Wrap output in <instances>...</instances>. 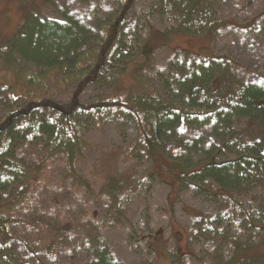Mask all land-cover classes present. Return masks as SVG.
<instances>
[{
	"label": "trees",
	"instance_id": "16d2710c",
	"mask_svg": "<svg viewBox=\"0 0 264 264\" xmlns=\"http://www.w3.org/2000/svg\"><path fill=\"white\" fill-rule=\"evenodd\" d=\"M74 1L86 12L68 0L54 8L57 16L24 4L23 24L0 43V67L20 68L26 61L57 68L84 83L79 95L89 86L99 90L83 100L73 96L71 106L47 100L17 107L0 125V264H49L40 238H29L39 228L55 235L45 253L62 250L66 261L67 253H76L69 264H123L107 245L106 230L127 224L123 208L145 192L148 171L136 165L112 169L102 216L89 219L87 206L70 196L66 182L71 177L69 183L97 198L78 178L76 161L89 146L86 135L109 123L123 142L132 138L130 126L141 128L143 139L133 140V149L144 152L148 163L164 154L180 190L202 192L214 204L196 215L192 251L173 264H264V75L238 60L231 46L222 49L227 41L233 46L236 36L264 38L258 27L264 0ZM157 17L166 32L210 36L220 50L203 57L175 49L159 65L152 61L155 49L148 48L142 70L150 72V84L122 90L112 77L119 78L142 51ZM106 86H114L109 95L102 93ZM9 88L0 87V106L7 110L17 101ZM138 175H145L141 186ZM48 204L60 213H42ZM34 207L41 209L40 224ZM21 234L20 242L31 241L26 256L14 244ZM129 234L138 235L133 229ZM148 248L158 256L154 246ZM148 264L159 263L154 258Z\"/></svg>",
	"mask_w": 264,
	"mask_h": 264
},
{
	"label": "rangeland",
	"instance_id": "374dc122",
	"mask_svg": "<svg viewBox=\"0 0 264 264\" xmlns=\"http://www.w3.org/2000/svg\"><path fill=\"white\" fill-rule=\"evenodd\" d=\"M66 1L0 0V43L16 33L23 24L24 4L27 8L38 7L46 14L57 16L59 12L54 8L64 6ZM143 1L137 0V4L140 5ZM68 3L75 6V8H79L81 10V12L79 11L80 14L83 10L85 12L87 10L78 6L74 0H68ZM260 18L258 27L264 30V16ZM154 20V29L148 34L147 42L142 51L128 60L127 68L119 78L117 76L112 77L115 82L119 80V86L122 90L140 83L142 85L146 84V86L138 87L144 89L150 84L148 78L152 77L150 72L146 69L142 70L150 55L148 48L155 49L152 61L159 65L165 64L167 57L175 49L177 51L185 50L203 57H208L214 51L220 50L213 47L210 36L197 37L177 31L166 32L167 30L160 19L157 17ZM233 39L235 40V43H232L233 46L229 44L231 41H227L222 49H226V44L227 48L231 46V53L238 60L253 67V69L260 72V75H264V38L261 35L252 33L249 39L248 37L247 39H240L238 36L233 37ZM19 65L20 68L0 67V87H10L9 95L12 94L17 98V101L13 103L14 106L9 110L0 106V125L5 124L12 111L17 107L28 108L37 101L43 103L47 100L57 101L59 104L67 103L71 106L74 102L73 100L70 101V98L73 96L83 100L99 94L96 87L89 86L84 93L79 95L83 90L84 83L82 81L75 82V78L70 77V75L64 77L57 68L39 67L26 61H20ZM78 77L83 76L80 73ZM113 87H104L102 93L109 95ZM50 97H53L54 100ZM100 128H96L92 133L86 135L89 146L82 152V157H78L76 161L78 178H80L82 184H90V189L96 194L97 198L88 197L83 188L84 186L79 187L76 183H69L68 180L71 181V177L66 180L71 185L70 196L82 201L83 206H87L86 218H92L94 215L100 217L104 210L102 206L105 204L107 195L105 185L109 181L108 178L115 177L112 169L118 167L119 170H122V168L126 169L132 165H136L137 168H145L148 171L149 178V181H146L143 186L145 192L139 198H135L129 203L126 202L123 211L127 224L124 227L119 225L118 228L106 230L108 234L106 238L107 245H109L116 259L123 264H148L154 258L157 259L159 264H173L172 260L175 257L190 254L192 250L189 248V236L196 233L194 227L197 221L196 215L201 212H210L209 209L214 204L201 196L202 192L195 194L192 190L181 191L178 176L164 154L161 152L154 154V159L148 163L146 155H143L144 152L133 149V140L136 139L138 143L143 139L141 128L137 129L136 125H133V128L130 126L132 138L130 135L127 142L122 141L113 123ZM131 152L133 154H130ZM137 152L139 156H136L138 155ZM141 159H144V165L140 164ZM126 162L128 165H126ZM124 164L125 166H122ZM52 171L54 173L56 169H52ZM55 177H57V174H53V178ZM139 178L137 185L141 186L145 181L142 180L141 176ZM76 190L77 192H75ZM38 195H40L39 192ZM63 201L65 203L64 199ZM49 207H51L50 211H48ZM40 210V207H34L30 210L33 216L37 218L36 222L38 224L42 223L39 220ZM46 211L60 213L59 210L54 208L53 204H48L42 213H47ZM65 224H69V222L67 221L63 225ZM132 225L138 227V229H134ZM132 229L138 235L131 236L129 232ZM42 230L43 228H39L37 235L31 232L29 238L31 240L40 238L39 248H43L42 254L49 264H69L72 260L77 259L76 253H67L71 260L66 261L63 258L62 250H58L56 253H45L49 252V249H47L49 241H53L55 235L48 234L50 229L44 233ZM50 232L53 233L51 230ZM21 238L22 234L19 235L14 244L16 251L26 256L25 248L27 244L30 245L31 241L24 240L20 242ZM151 246L155 247L158 256L154 257L151 253L148 248ZM65 256L66 252H64ZM73 264H77V260Z\"/></svg>",
	"mask_w": 264,
	"mask_h": 264
}]
</instances>
